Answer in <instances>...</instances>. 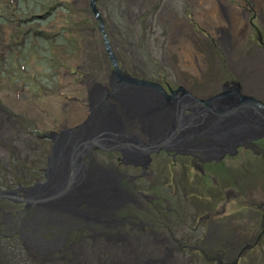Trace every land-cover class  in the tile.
I'll return each instance as SVG.
<instances>
[{
  "label": "rangeland",
  "instance_id": "obj_1",
  "mask_svg": "<svg viewBox=\"0 0 264 264\" xmlns=\"http://www.w3.org/2000/svg\"><path fill=\"white\" fill-rule=\"evenodd\" d=\"M28 1L30 11H35V15L49 12V16L38 20L28 15L22 17L27 23L13 24L6 20L10 18V11L0 3V16L5 18V21L0 19V104L3 107L0 112V176L3 177L0 189L14 188L16 180L28 176L29 181L35 176H40L41 181L45 179V175L39 173L47 168L48 153L45 147L39 146L33 133L39 129L42 133H59L57 130L62 127L63 130L65 126L69 129L76 125L86 126L87 118L91 117L93 99L87 96L86 86L90 87V93L95 84L106 86L111 71L102 34L88 0H33L37 5L48 7L42 10L38 7L37 11L33 7L36 2ZM97 1L96 8L119 68L135 78L162 80L168 84L182 82L193 88H202L204 82L209 85V81L216 80V77L208 79L204 72L210 75L216 70L224 36L228 40L225 44L231 48L242 50L247 46L264 53V47L259 50L257 45V31L264 35V0ZM54 3H64L68 7L55 6ZM232 5L237 7L231 8L242 7L245 12L249 9L250 14L246 12L247 17L235 18L229 8ZM21 6L24 8V4ZM241 20L243 25L239 23ZM34 33H40L42 37ZM9 37L12 39L8 45L10 49L5 53ZM228 68L232 70L233 67ZM238 70L243 72V77L248 74L247 79L252 85L249 84L247 90L259 96L264 89V57L245 61L238 65ZM96 102L100 101L92 100L94 107ZM94 116L96 121H90L88 124L92 123V127L88 128L97 131L96 137L114 131V127L108 126L104 127L108 131L98 130L106 125L104 111L96 110ZM100 119H103L102 126ZM98 159L102 163V157L98 155ZM173 170L174 181H170L167 169L156 174L159 182L153 190L146 187L139 190L166 198L167 202H148V207L155 213L154 223L158 225L161 216L157 211L167 215L169 220L165 218L163 222L170 229L184 224L176 219V215L165 212L168 206L184 221L191 212L196 214L192 204L197 206L206 202L201 195L191 197L187 194L183 200L174 199L175 192L180 195L182 192L177 168ZM215 173L220 204L225 200L222 194L224 189L227 190L225 187H230L232 194L237 196L228 208L236 212L237 230L241 234L246 231L244 224L247 225L248 216L260 221L261 210L256 205L264 195V157L240 150L236 156L218 162ZM21 209L20 205L0 201V264H31L36 258L30 248L27 255L20 239L22 234L17 233ZM198 214L201 212L194 221L187 219L190 228L197 226ZM255 229L260 231L258 227ZM162 230L167 233L166 228ZM201 232L196 235L189 232L191 245L173 247L172 259L167 251L160 253L161 258L160 250L149 251H155L153 257L163 260L162 264H173L171 260L174 264H264V238L250 251H242L255 239L200 244Z\"/></svg>",
  "mask_w": 264,
  "mask_h": 264
},
{
  "label": "flooded vegetation",
  "instance_id": "obj_2",
  "mask_svg": "<svg viewBox=\"0 0 264 264\" xmlns=\"http://www.w3.org/2000/svg\"><path fill=\"white\" fill-rule=\"evenodd\" d=\"M233 6L237 7L232 5L229 8L238 16L244 17L246 12L250 14L249 9L245 12L244 8H231ZM222 12L226 17L224 7ZM257 37V45L262 50L264 35L257 31ZM223 38L226 43L227 38ZM11 40L9 37L6 42L5 53L10 49ZM225 43L217 58L216 70L210 75L206 70L204 72L208 79L216 77V80L209 81L210 87L205 82L202 88H193L182 82L168 84L162 80H148L162 89L148 91L150 103L156 105L165 99L166 104L148 109L146 118L127 115L111 97L122 84L112 74L113 67L107 55L111 71L106 86L95 84L91 93L90 87L86 86V93L94 100L109 103L112 114L120 118L118 125L111 126L114 127L113 134L110 133L106 141L97 140L95 146L80 150L74 145H83L82 141L76 140L78 132L83 131L81 125L71 129L65 126L63 130L62 127L57 130L59 133H42L41 129L33 133L39 146L45 147L48 153L47 168L39 173L45 175V179L41 181L40 176H35L29 181L28 176L16 180L14 188L0 189V201L22 207L17 233L22 234L20 239L27 255L30 254L27 252L29 248L36 255L31 264H162L163 260L153 257L155 251L151 253L149 249L160 250L159 254L167 251L172 259L173 247L191 245L189 232L196 235L199 231H202L198 240L200 244L255 239L242 251H250L260 244L264 238V195L256 205L261 210L260 221L248 216L247 225L244 224L246 231L239 234L236 212L228 208L237 196L232 194L230 187H225L227 190L222 192L225 200L220 204L215 165L226 157L236 156L240 150L264 157V137L256 141L254 138L236 141L239 144L236 153L229 155L226 153L228 143H220L217 135L227 133L230 128L234 131L259 128L254 119L243 118L240 107L245 98L249 100L246 101L248 106L249 103L264 106V89L259 96L247 90V86L252 84L247 73L244 77L243 72L239 73L238 65L248 60H260L264 53L247 46L242 50L231 48ZM230 65L232 70L228 68ZM2 109L0 104L1 113ZM245 112L255 113L252 108H246ZM60 145L73 147L69 151V155H73V163L71 167L66 166V176L58 180L62 171L60 164L66 160V152ZM98 155L102 157V163ZM173 168H177L179 190L182 192V195L175 192L174 199L183 200L187 194L191 197L201 195L206 202L197 206L192 204L196 214L191 212L184 221L168 206L165 212L176 215V219L184 224L170 229L163 222L169 217L157 211L161 216L158 225L154 223L155 213L148 207V202H167L166 198L139 190L145 187L153 190L159 182L156 174L167 169L170 181H174ZM132 206L136 209L133 210ZM199 212L197 226L190 228L187 219L194 221ZM53 220L59 221L56 224ZM161 228H166L167 233ZM21 260L28 261L29 258ZM171 261L174 264V260Z\"/></svg>",
  "mask_w": 264,
  "mask_h": 264
},
{
  "label": "water",
  "instance_id": "obj_3",
  "mask_svg": "<svg viewBox=\"0 0 264 264\" xmlns=\"http://www.w3.org/2000/svg\"><path fill=\"white\" fill-rule=\"evenodd\" d=\"M91 12L94 14V17L98 20L99 23V30L103 34V44L105 47L106 54L109 57L110 63L113 67L112 74L115 75V77L118 78V82H120L122 85L118 86L111 94V97L118 102L119 106L125 109V112L127 115L130 113L132 115H136L140 118H146V114L148 109L153 110L155 108H158L166 104L165 99L164 101L157 102L156 105H152L150 101L147 98V93L151 89L159 90L160 86L157 84H153L152 82H147L142 79H136L128 74H123L121 70L119 69V64H117V59L115 55L112 53L110 43L107 40V35L104 32V22H102V19L100 18V14L97 11L96 8V0H89ZM161 89V88H160ZM162 90V89H161ZM170 99V97H168ZM246 101H249L245 98V100H242V108L243 111V118H251L254 119L256 122H258L259 128L256 130H243V131H234L232 128L228 130V132L224 134V132H220L217 135L219 136V142L225 143L227 142L229 147L228 150H226V153L229 155H234L236 153L237 147L239 144H236V141H244L247 140V138H254L255 141L257 139H261L264 137V106H260L258 104L249 103L248 106L246 104ZM95 104V102H94ZM94 104L91 103V117L87 118L86 126L81 125L80 129L83 131H86L88 127L94 123V115L96 114V110L104 111V123L106 126L111 127L112 124L118 125L120 123V118L117 116H114L112 114V107L109 103L105 102H96V109L94 107ZM93 106V107H92ZM246 108L250 109L252 108L255 113H246ZM263 110V111H261ZM245 113V114H244ZM255 114V115H254ZM113 117V118H112ZM90 121L92 123L88 124ZM96 121V120H95ZM236 124V123H235ZM234 124V125H235ZM92 127V126H91ZM231 127V125H230ZM236 129L237 127L234 126ZM215 135V134H214ZM216 136V135H215ZM89 142V147H93L96 144V140L90 138L87 140ZM87 143V142H86ZM223 157V156H222ZM69 161H73V155L70 153L69 155ZM73 163V162H72ZM71 163V165H72Z\"/></svg>",
  "mask_w": 264,
  "mask_h": 264
},
{
  "label": "trees",
  "instance_id": "obj_4",
  "mask_svg": "<svg viewBox=\"0 0 264 264\" xmlns=\"http://www.w3.org/2000/svg\"><path fill=\"white\" fill-rule=\"evenodd\" d=\"M31 2H36L35 5L33 6L36 11H37V8L40 7V9H44V8H48L47 6H45V4H38L37 5V1H33L31 0ZM0 3H2L4 6L7 7V9L10 11L9 13V17L10 18H6V20H9L10 22H12L13 24L17 23V22H21V21H25L24 23H27V20H22V17H27L28 15H33L34 16V19H45L47 16H49V12H45L44 14H40V15H35V11H30V1L28 0H0ZM21 4H24V8H22ZM55 6H62L64 5L65 8L67 9V4H55ZM54 6V7H55ZM22 8V9H21ZM53 7H51V9L49 8V10H52ZM48 10V11H49ZM0 19L4 20L2 16H0ZM5 21V20H4ZM33 35H36L37 37H42V35H40V33H34Z\"/></svg>",
  "mask_w": 264,
  "mask_h": 264
},
{
  "label": "bare ground",
  "instance_id": "obj_5",
  "mask_svg": "<svg viewBox=\"0 0 264 264\" xmlns=\"http://www.w3.org/2000/svg\"><path fill=\"white\" fill-rule=\"evenodd\" d=\"M232 15H233V17H235V18H241L242 16H238L236 13H232ZM238 21V20H237ZM239 23H240V25H243V22H242V20L241 21H239ZM95 117V116H94ZM102 120L103 119H100L99 120V124H100V126H102L101 125V122H102ZM229 123V122H228ZM104 127H106V125L105 126H103V127H101V128H99L98 130H101V131H105L106 130V128H104ZM108 127H110V125L108 126ZM93 131V130H92ZM91 130H90V128H88V129H86V131H80V132H78V136L79 137H76V140L78 141V140H80V141H82V146H80V145H74L75 146V148H77L78 147V149H80V150H87L88 148H89V142L87 141L88 139H90V138H92V139H94V140H103V141H106L107 139H108V137H110L109 135L110 134H108V135H102V136H97L96 137V133H97V131L95 132H92ZM106 131H108V128H107V130ZM75 140V141H76ZM73 141V140H72ZM87 142V143H86ZM60 147H62L63 148V150H65V152H66V155H65V161L64 162H61L62 164H60V166H61V169H62V171L60 172L61 173V175L60 176H58V180H60V178H63L64 176H66V173L67 172H65V168H66V166H69V167H71L72 165H71V163L72 162H70L69 161V151L73 148V147H67V146H63V145H60ZM63 157V154L59 157V160L61 159ZM57 167V166H56ZM67 171H68V169H67ZM88 182V181H87ZM98 187V186H97ZM95 190V189H94ZM96 194V193H95ZM92 194H90V196H91ZM102 195V194H101Z\"/></svg>",
  "mask_w": 264,
  "mask_h": 264
}]
</instances>
